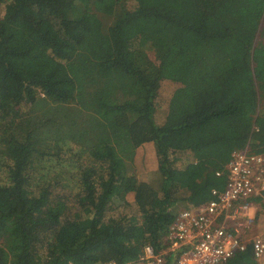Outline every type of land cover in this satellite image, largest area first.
Returning <instances> with one entry per match:
<instances>
[{"label":"trees","instance_id":"16d2710c","mask_svg":"<svg viewBox=\"0 0 264 264\" xmlns=\"http://www.w3.org/2000/svg\"><path fill=\"white\" fill-rule=\"evenodd\" d=\"M103 1L0 0V264L160 252L180 212L224 190L234 152L264 155V0H115L108 26ZM145 145L157 186L129 168Z\"/></svg>","mask_w":264,"mask_h":264},{"label":"built area","instance_id":"2783aa9c","mask_svg":"<svg viewBox=\"0 0 264 264\" xmlns=\"http://www.w3.org/2000/svg\"><path fill=\"white\" fill-rule=\"evenodd\" d=\"M225 169L224 190L213 191L212 201L180 212L165 249L154 252L145 246L138 260L125 264H225L247 245L252 264H264V230L250 233L256 202L264 197V155L234 152Z\"/></svg>","mask_w":264,"mask_h":264},{"label":"rangeland","instance_id":"374dc122","mask_svg":"<svg viewBox=\"0 0 264 264\" xmlns=\"http://www.w3.org/2000/svg\"><path fill=\"white\" fill-rule=\"evenodd\" d=\"M112 5L115 6V0H105L102 3L97 2L93 7V14L95 15V19L100 22V24L104 26H108L109 24V12L112 8ZM103 11V12H102ZM2 10L0 8V16L2 15ZM175 85L169 82H164L160 89L159 96L157 98V105L162 107L158 109V117L160 116L159 120L163 116L161 115L160 111L163 113L165 112V105L169 97L171 96L172 91L174 90ZM156 119V118H155ZM130 170L135 173L139 180L147 182L152 186H157L159 181V175L156 170V159L154 155L153 148L150 145H145L144 147H140L136 150L133 164L129 166ZM70 198L67 201V204L72 207L74 203L73 200ZM128 202L132 204V200L128 197ZM258 205V203H257ZM257 205L256 211L257 212ZM259 208V207H258ZM260 209V208H259ZM262 209V208H261ZM263 210V209H262ZM134 209L133 206H124L120 209H116L114 211H109L106 215V218L110 219H118L119 217H128L132 218L134 216ZM259 219L254 221L253 226L251 227L250 233L257 234L264 230V214L258 217Z\"/></svg>","mask_w":264,"mask_h":264}]
</instances>
